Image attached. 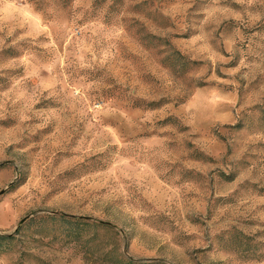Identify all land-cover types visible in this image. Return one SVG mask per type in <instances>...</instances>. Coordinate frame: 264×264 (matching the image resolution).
Returning a JSON list of instances; mask_svg holds the SVG:
<instances>
[{
	"label": "rangeland",
	"instance_id": "rangeland-1",
	"mask_svg": "<svg viewBox=\"0 0 264 264\" xmlns=\"http://www.w3.org/2000/svg\"><path fill=\"white\" fill-rule=\"evenodd\" d=\"M0 236V264H264V0H0Z\"/></svg>",
	"mask_w": 264,
	"mask_h": 264
},
{
	"label": "trees",
	"instance_id": "trees-1",
	"mask_svg": "<svg viewBox=\"0 0 264 264\" xmlns=\"http://www.w3.org/2000/svg\"><path fill=\"white\" fill-rule=\"evenodd\" d=\"M151 105H153V104H148L147 106L148 107H152ZM62 219H64L65 221L69 222V224H72V223H74V221H77L75 218H65V217H62ZM85 225L87 226L88 224H85ZM86 226H77V227L78 228H81L82 230H84V229H86ZM68 235H72V237H73L74 234H72L71 232H68ZM8 239H10V237L0 236V243H1V241H5V240H8Z\"/></svg>",
	"mask_w": 264,
	"mask_h": 264
}]
</instances>
